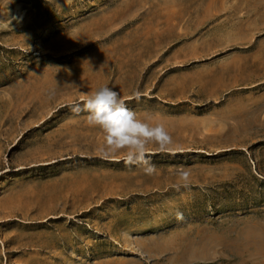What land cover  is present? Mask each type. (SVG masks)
<instances>
[{
	"label": "rangeland",
	"instance_id": "rangeland-1",
	"mask_svg": "<svg viewBox=\"0 0 264 264\" xmlns=\"http://www.w3.org/2000/svg\"><path fill=\"white\" fill-rule=\"evenodd\" d=\"M11 17L0 264H264V0H0ZM100 84L169 131L155 175L64 106Z\"/></svg>",
	"mask_w": 264,
	"mask_h": 264
},
{
	"label": "clouds",
	"instance_id": "clouds-1",
	"mask_svg": "<svg viewBox=\"0 0 264 264\" xmlns=\"http://www.w3.org/2000/svg\"><path fill=\"white\" fill-rule=\"evenodd\" d=\"M12 19L21 18L11 17L7 24L0 26L8 27ZM133 98L138 100L140 93L136 92L128 99ZM64 106L75 114L86 112V124L99 129L98 152L105 157L120 153L117 162L126 166H140L147 176L157 173V167L151 159L156 153L149 149V144L157 145L160 152L168 151L173 144V138L164 123L140 118L127 107L126 100L120 98L119 92L107 84L97 85ZM175 175L179 177V182L171 185L172 188L177 191L190 188L189 171L180 169Z\"/></svg>",
	"mask_w": 264,
	"mask_h": 264
}]
</instances>
